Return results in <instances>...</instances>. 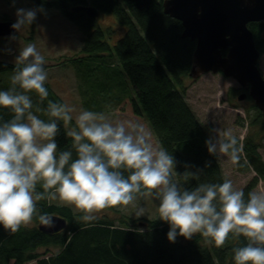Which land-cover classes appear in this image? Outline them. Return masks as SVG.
Returning <instances> with one entry per match:
<instances>
[{
  "label": "trees",
  "instance_id": "obj_1",
  "mask_svg": "<svg viewBox=\"0 0 264 264\" xmlns=\"http://www.w3.org/2000/svg\"><path fill=\"white\" fill-rule=\"evenodd\" d=\"M164 1L34 0L38 7L62 14L80 33V53L68 58L65 67H74L72 76L85 110L122 115L119 112L127 113L125 105H129L130 114L148 122L158 146L174 155L177 172L183 173L188 165L192 171L203 170L199 182L223 183L226 176L220 158L210 154L205 144L214 135V125L202 122L186 97L184 79L191 75L197 43L183 35L182 21L165 12ZM80 5H92L99 14H113L116 25H101L97 17L75 9ZM249 26L263 54L264 20ZM115 34L119 35L116 39ZM13 71L14 62L0 57V90L10 87ZM45 87L48 100L65 102L47 82ZM29 95L37 100L33 103L34 114L38 115L36 108L44 113L48 100L43 107L35 92ZM254 107L262 119L261 111L256 104ZM11 118L9 109L0 108V122ZM262 138L256 132L237 138L243 144L239 166L251 167L257 173L242 189L245 199L259 178L264 179ZM56 139L58 152L70 149L62 123ZM196 184L192 180L188 187ZM37 191H43L40 185ZM46 214L65 217L67 226L53 234L40 230L37 222ZM80 215L72 206L56 200L37 202L32 219L37 224L22 226L16 233L0 226V264H234L232 248L243 241V237L237 241L230 235L223 247L216 248L194 234L191 239L178 235L173 243L167 237L169 224L158 217L104 212L97 213L98 218L85 227ZM40 247H45V252H40Z\"/></svg>",
  "mask_w": 264,
  "mask_h": 264
},
{
  "label": "clouds",
  "instance_id": "obj_2",
  "mask_svg": "<svg viewBox=\"0 0 264 264\" xmlns=\"http://www.w3.org/2000/svg\"><path fill=\"white\" fill-rule=\"evenodd\" d=\"M40 11L17 9L11 27L19 33ZM44 66L45 57L36 45L27 44L14 58L10 87L0 90V108L12 113L11 119L0 122V226L4 230L16 233L28 226L41 200L58 199L72 206L87 227L107 208L152 197L159 201L158 219L170 226L169 241L174 243L178 235L191 239L200 234L206 243L221 248L230 235L237 241L243 237L232 248L234 264H264V191H250L245 199L244 191L234 188L229 179L201 183L203 170L192 171L188 165L183 173L177 172L174 155L154 146L150 131L139 121H113L91 110H82L74 118L68 103L48 100ZM32 92L40 103L48 100L47 120L34 114ZM61 123L71 147L58 152ZM205 144L210 154L239 164L243 144L230 132L221 137L218 131ZM192 180L197 184L188 187ZM37 185L43 191H37ZM142 215L141 208L136 216Z\"/></svg>",
  "mask_w": 264,
  "mask_h": 264
},
{
  "label": "rangeland",
  "instance_id": "obj_3",
  "mask_svg": "<svg viewBox=\"0 0 264 264\" xmlns=\"http://www.w3.org/2000/svg\"><path fill=\"white\" fill-rule=\"evenodd\" d=\"M19 8H42L43 11L37 13V18L31 25L24 26L19 33L15 32L13 34L15 39L11 38L13 35L0 37V57L3 60L14 62V58L18 55L20 48L29 43L35 44L37 50L45 57L44 67L48 73L46 82L53 87L66 103L74 108L72 115L75 118L80 111L85 109L82 107L81 99L77 92V81L72 76L74 67L72 66L70 69L65 66L68 58L77 56L80 53V33L62 14L55 9L38 7L34 0H0V20H17L16 11ZM5 17L8 18L5 19ZM97 20L101 25H116L117 23L116 17L108 13H100L97 16ZM117 32L118 34L121 33L119 26L117 27ZM118 34H115V39L119 37ZM258 63L264 74V53L260 55ZM184 84L187 86V100L202 122L213 123L214 130H217L214 131V135H218L219 131L221 137H223L224 132L228 131L240 138V140L252 132H256L258 136L263 135L261 152L264 157L263 116L261 114L262 119L258 118V109L254 107L255 101L248 97L239 98L244 88L234 77L228 76L222 71H207L197 77L188 76L184 79ZM32 100L33 103L37 101L34 96ZM41 104H43V107L46 106L45 101ZM125 107L127 108V113L126 111H121L119 113L122 115H116V112H110L105 115L113 121L131 120L143 123L151 133L154 146L159 147L148 122L143 117L136 118L130 114L129 105L126 104ZM37 116L41 119L47 117L41 111L38 112ZM219 158L226 179L233 182L234 188L242 190L245 185L255 179L257 173L253 168H241L239 164H233L227 156L222 155ZM253 191H264V179L259 178ZM56 201L61 203L58 199ZM158 204L159 201L152 197H138L127 207L107 208L98 214L105 212L115 216L155 218L158 217ZM141 208L144 210V215L137 217L136 213ZM37 223L32 220L30 225ZM38 250L45 252L46 248L40 247ZM26 264H37V262L31 261Z\"/></svg>",
  "mask_w": 264,
  "mask_h": 264
},
{
  "label": "water",
  "instance_id": "obj_4",
  "mask_svg": "<svg viewBox=\"0 0 264 264\" xmlns=\"http://www.w3.org/2000/svg\"><path fill=\"white\" fill-rule=\"evenodd\" d=\"M96 18L99 11L92 5H80ZM164 10L182 21L184 36L196 41L191 75L222 71L249 89L264 119V75L259 67L260 50L249 23L264 20V0H165ZM16 20H0V37L15 33ZM246 97L243 93L240 99ZM67 226V219L46 214L38 222L40 230L56 233Z\"/></svg>",
  "mask_w": 264,
  "mask_h": 264
},
{
  "label": "flooded vegetation",
  "instance_id": "obj_5",
  "mask_svg": "<svg viewBox=\"0 0 264 264\" xmlns=\"http://www.w3.org/2000/svg\"><path fill=\"white\" fill-rule=\"evenodd\" d=\"M262 73H263V72H262ZM199 75H200V74H199ZM199 75H198V76H199ZM263 75H264V74H263ZM193 77H194V76H193ZM243 88H244V90L242 89V90H243L242 94L245 93V94H246V97H248V98L250 99L249 89H248V88H245V87H243ZM251 100L254 101L253 98H252Z\"/></svg>",
  "mask_w": 264,
  "mask_h": 264
}]
</instances>
